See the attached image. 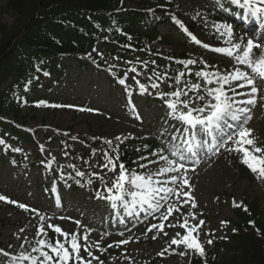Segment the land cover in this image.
I'll return each mask as SVG.
<instances>
[{
  "label": "rangeland",
  "instance_id": "374dc122",
  "mask_svg": "<svg viewBox=\"0 0 264 264\" xmlns=\"http://www.w3.org/2000/svg\"><path fill=\"white\" fill-rule=\"evenodd\" d=\"M3 1L0 0V3ZM174 1L183 15L184 24L195 26L194 35L201 43L195 45L194 41L186 39L185 34L177 35L170 26L163 25L161 31L174 38L173 44L156 46L155 51L159 54L148 59V63L159 70H167L168 73V55L184 49L204 69L229 72L234 67H240L248 70L233 57L216 52L215 49L231 47L238 42L243 47L248 39L253 40L258 31L253 33L252 29L246 28L249 19H242L237 14L234 15L237 19L227 17L233 29V38L229 41L211 29L213 10L207 1ZM215 12L224 16L221 12ZM239 19L244 22L237 24ZM254 20L261 26L262 21ZM4 21L12 23L13 17L8 14L0 15V22ZM204 44L209 47L205 48ZM101 49L102 45L97 44L93 54ZM253 52L256 56L261 55L264 53V45L254 48ZM61 63L65 67L63 75L59 78L55 75L46 77L22 103V113L27 118L24 128L32 136V141H17L9 134L0 137L4 141L0 144V196L6 197L0 200V249L12 256L22 251L29 252L31 242L41 238L36 235L37 227L52 224L81 237L87 234L90 250L96 248L100 252L107 247L105 258L95 260L98 264L99 261H103V264H146L152 260H161L163 264H183L188 260L190 251L183 256L178 254L174 259H163L159 253L165 249L168 252L177 248L176 245L169 247L171 238L177 232L183 234L184 229L166 226V236L158 229L148 231L152 224H159L160 220L153 218L151 214L146 215L140 207L126 208L119 201L105 199L104 196L109 195L105 190V182L111 187L112 180L119 173V167L117 165L115 172L100 167L107 163L104 153L107 152L113 158L120 147H127L134 152L138 162L147 164L150 171L154 172L159 166L165 165L166 162L160 161L159 157L154 158L153 153L146 155L137 151L138 141H152L160 149L164 142L163 153L169 159H174L167 150V143L176 129L185 126L169 115L165 100L173 98H162L153 89L154 78L149 70L131 67L114 54L108 57L102 68L94 63L83 68L68 57H63ZM181 72L183 71H179ZM121 80L124 81L123 84L120 83ZM195 82L203 84V80L195 77L194 72L185 73L180 78L179 85L173 75L161 78V84L168 92L174 91L176 87H183L185 83L191 85ZM141 84L146 91H141ZM255 85L258 88L257 103L248 106L251 108L252 119L247 127L253 130L252 137L257 145H262L264 100L260 98L264 97V80L257 77ZM246 91L248 89H239V92ZM190 95L195 96V93ZM43 96V105H34L33 101ZM242 99L246 97L238 96V101ZM77 107L79 111H76ZM8 117L11 118L9 112ZM175 134L180 135L178 132ZM108 141L111 143H107ZM228 147H231V142L221 147L215 155L201 150L199 159L204 156L205 164H193L191 161L186 163V176L191 185L186 190L194 198L196 207L185 205L181 216L174 214L169 217L172 223H176L177 220L182 222L189 212L194 213L197 219L188 217L190 224L198 223L199 220L205 222L199 229V239L203 243L208 232L214 236L225 234L223 223L226 219L235 217L234 202L246 190L252 188L256 194H264V178L256 175L253 185L247 180L239 179L235 158L242 153L228 151ZM20 156L23 159H19ZM140 157L147 159L141 160ZM149 161L159 163L150 164ZM78 167L92 169V176H75L72 169ZM93 173L98 175L94 176ZM181 174H184V170ZM97 192H100L99 197ZM103 200L108 202V207L103 205ZM169 202H175V197ZM18 204L27 205L28 210L18 207ZM41 215L46 217L45 221L40 220ZM154 215L159 217L161 212ZM76 221L80 223L77 224ZM164 223L167 225L168 221ZM20 229L24 231L21 232ZM109 229L114 230L113 236L108 233ZM49 232L54 230L48 228L45 239H49ZM154 235L156 239H153ZM121 240L128 242L119 244ZM22 243L23 249L20 247ZM109 245L112 247H108ZM178 250L179 253L186 251L183 245ZM83 253L82 251L81 254ZM95 256L98 257L99 254L96 253ZM4 262L5 256L0 255V264Z\"/></svg>",
  "mask_w": 264,
  "mask_h": 264
},
{
  "label": "trees",
  "instance_id": "16d2710c",
  "mask_svg": "<svg viewBox=\"0 0 264 264\" xmlns=\"http://www.w3.org/2000/svg\"><path fill=\"white\" fill-rule=\"evenodd\" d=\"M129 2L136 6L130 7ZM213 2L231 10L236 8L228 0ZM5 14L11 15L13 22H0V136L9 129L17 139H29L20 129L27 123L21 111V99L26 98L45 76L64 73L62 57H72L81 67H86L90 60L85 59L86 55L101 42L104 50L95 55L97 64L115 54L130 65L149 68L157 79L166 72L146 64L149 56L156 55L149 45L171 42L159 26L168 23L177 32L184 33L173 20L175 17L182 21L173 0L168 3L161 0H4L0 3V15ZM193 31L194 28L192 34ZM189 59L193 60L182 51L169 56L168 62L183 71L192 68L200 71L199 65L186 68L179 63ZM154 83L160 85L158 80ZM156 89L164 92L161 85ZM43 100L44 97L36 102L41 105ZM8 112L12 119L7 118ZM153 147L151 142L140 143L138 150L148 153ZM154 149L157 155L161 154L159 148ZM241 157L236 158L240 178L252 185L255 174L241 162ZM114 160L131 170L138 164L133 154L123 148L117 150ZM78 171L92 175L90 170H72L75 175ZM234 211L236 218L225 221L232 233L216 239L208 234L207 241L213 242L204 243L205 256L192 252L185 264H264V195L256 194L252 188L246 190L235 202ZM49 236L51 240L57 238L54 232ZM34 246L35 240L29 246L30 251ZM177 254V249H173L167 256L175 258ZM83 256L87 258V253ZM4 264H9V257Z\"/></svg>",
  "mask_w": 264,
  "mask_h": 264
},
{
  "label": "snow or ice",
  "instance_id": "6c2138e0",
  "mask_svg": "<svg viewBox=\"0 0 264 264\" xmlns=\"http://www.w3.org/2000/svg\"><path fill=\"white\" fill-rule=\"evenodd\" d=\"M228 3L241 10L242 19H256L264 22V0H228ZM222 6V5H221ZM175 23L188 35L195 43H201L197 37L192 34L183 24L182 21L173 17ZM216 31L229 41L233 38V29L231 24L220 23L214 25ZM207 48L209 45L204 44ZM260 45L254 43L252 39H248L245 44L233 43L231 47L216 48V52L225 53L229 57H233L235 61L245 66L248 70L240 67H234L232 71L221 72L220 70L206 71L201 68L200 71L194 73L195 77L201 78L203 84L199 82L183 87H176L174 91L160 93L163 97H172L173 99L165 100L169 109V115L177 119L183 127L176 129L171 135L167 143V150L174 159L163 155L165 149L158 150L159 160L165 161L164 166H159L156 171L148 170L147 164H139V168L144 172H136L129 170L124 164H119V173L111 182V187L105 182V190L109 195L104 196L105 199L119 201L126 208L140 207L144 213L153 215V218L160 220L159 224H152L148 231L158 229L165 236L168 234L164 231L167 226L184 229L183 234L177 232L171 238L170 245H176L177 248L183 245L185 252H180L181 256L186 255L188 251L198 253L201 257L205 256V247L199 239V229L204 225L203 220L198 223H189L188 217L196 220L194 213L189 212L183 217V221L177 220L172 223L169 217L181 216L182 209L185 205L191 208L196 207L194 198L187 191L190 188L189 179L186 176V163L191 161L193 164L199 163V153H219L221 147H225L231 142V147L226 150L242 153L241 162L259 178H264V147L257 146V141L252 137L253 130L247 127V123L252 119L251 108L248 106L257 103L258 88L255 85L256 78L264 80V53L256 56L253 52L254 48ZM195 60L179 61L186 68L188 65L195 64ZM154 63V62H153ZM203 63V62H202ZM135 71V69H132ZM191 74V69H188ZM165 75H167L165 73ZM185 75L184 72L179 73L175 78L177 85L180 84V78ZM135 79V77H133ZM237 82V83H233ZM120 83H124L123 80ZM159 84H152L153 88H159ZM141 91H146L143 84L140 85ZM171 87V85H170ZM187 89V91H185ZM236 89H248L246 92H237ZM195 93V96L190 95ZM237 96L246 97V99L237 100ZM264 100V97L260 98ZM43 103V102H41ZM243 105V106H238ZM182 106V107H181ZM178 132L180 135H176ZM119 139V137H117ZM4 141L0 139V144ZM107 143H111L108 141ZM147 147V146H146ZM19 151V149H16ZM156 155V153H153ZM107 163L101 164L100 167L115 172L117 169L116 161L104 153ZM141 160L147 157H140ZM150 164H157L158 161H149ZM109 166H111L109 168ZM184 170V174H181ZM195 170L194 168L192 169ZM176 173V175H169ZM78 176H84L85 173L77 172ZM97 176L98 173H93ZM103 179V178H101ZM91 183V180H89ZM100 196V192H97ZM175 197V202L170 203L171 198ZM6 197L0 196V200ZM17 203L16 201H10ZM18 207L28 210L25 204H18ZM164 209V211H161ZM32 211H37L32 209ZM156 212H161L159 217H155ZM41 221H45V216L39 217ZM165 221H168L165 225ZM79 224V221H76ZM223 223V222H222ZM51 228L58 234L55 240L45 239L47 229ZM21 232L24 229H20ZM235 231V230H234ZM36 235L39 238L36 246L31 247L29 252H20L12 256L10 253L0 249V255L9 257V264H92L93 260H99L94 256L87 244L88 235L82 237L77 233H68L63 231L59 226L52 224H41L37 227ZM63 237V239H60ZM156 239V236H153ZM27 242V237L24 238ZM128 241L121 240L119 244H126ZM213 241L208 240L211 244ZM98 246V245H97ZM24 248L22 243L20 246ZM108 247H112L109 245ZM87 253V258L81 252ZM165 251L160 252L163 256ZM103 264V261H99Z\"/></svg>",
  "mask_w": 264,
  "mask_h": 264
},
{
  "label": "bare ground",
  "instance_id": "6f19581e",
  "mask_svg": "<svg viewBox=\"0 0 264 264\" xmlns=\"http://www.w3.org/2000/svg\"><path fill=\"white\" fill-rule=\"evenodd\" d=\"M255 26H256V23L254 21H251L250 27H255ZM263 29H264V24L261 28V31L258 33L257 37H258V43L264 45V33L262 32ZM199 162H201L202 164H205L206 158L204 156L200 157Z\"/></svg>",
  "mask_w": 264,
  "mask_h": 264
}]
</instances>
